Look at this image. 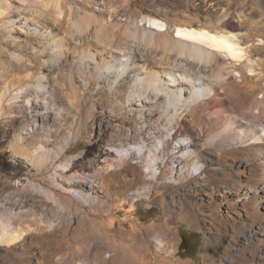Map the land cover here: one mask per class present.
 <instances>
[{"label": "rangeland", "instance_id": "374dc122", "mask_svg": "<svg viewBox=\"0 0 264 264\" xmlns=\"http://www.w3.org/2000/svg\"><path fill=\"white\" fill-rule=\"evenodd\" d=\"M149 17L166 22L168 33L174 38L182 37L177 34L178 26L189 27L188 23L194 22L190 27L197 28V23L212 21V26L202 27L215 31L222 26L227 31L237 32L240 44L245 48L243 59L229 58L228 62L236 63L237 69L241 68L238 65L241 62L264 63V0H0V71L16 69L21 76L23 73L19 69L25 64L39 68L42 62H63V73L55 64L47 63L50 75L62 77V81L48 78L55 106L61 108L66 117H71L63 124L70 130L75 125L77 112L83 119L78 133H72L65 144L60 141L51 144L57 152L53 160L35 166L31 163V155L25 152L31 143L26 139L28 134L22 123H13L17 130L11 134L7 131L9 118L0 117V206L15 207L10 205L12 191L27 187L29 181L45 185L56 199V206L48 217L54 226L45 225V213L37 215L42 221L22 222L20 241L11 246L0 245V264H117L121 256L123 264H264V233L254 234L251 224L240 223L233 213L227 212L225 205L219 204L220 197L217 202H212L207 193L210 187L224 189L229 186L224 170L219 174L209 171L220 164L215 156L206 160L204 171L187 175L180 169L181 164L174 160L185 151L172 156L162 144L158 150L160 167L154 169V176L144 172L143 161L128 157L130 165L120 169L121 175L112 183L120 192L111 197L100 188L103 175L110 169L119 168L113 146L136 143L143 135L155 133L161 127L162 113L156 111L152 116L148 108L140 112L135 105L125 109L114 107L104 80L95 79L91 64L86 66L80 59V49L73 45H69L65 57L58 58L50 40L34 33L33 29L21 28L23 34L14 32L20 39L8 35L10 19L26 20L29 28L40 26L43 33L55 38H87L89 49L96 51L100 58L104 50L116 45L147 48L143 38H134L131 33L136 26L147 27ZM230 19L237 24L235 27L228 26ZM77 22L83 23L81 32L76 30ZM158 48L154 47L158 55L153 56L152 61L165 62L160 56L161 46ZM240 71L239 90L246 99L264 91V78L259 72L252 74L249 68ZM68 76L72 89L76 90L73 97ZM25 82L20 77L17 87ZM20 114L26 121L32 111L30 107L24 108L15 115ZM51 116L56 118L55 110ZM49 124L53 126L52 120ZM135 125L142 128L134 140ZM197 128L198 121L192 110L166 138L173 135L172 142L182 137L189 140L195 131L199 132ZM207 136L204 132L195 138L200 160L208 150H216L207 143ZM196 161L193 154L188 165L192 167ZM225 167L229 168L228 165ZM137 170L144 174L125 187L123 178L134 177ZM55 171L61 175L53 180ZM93 175L95 182L91 178ZM56 180L60 185L55 184ZM73 180L89 181L82 191L91 194L90 200L96 196L105 202L94 205L79 200L68 189ZM73 210L81 220L72 217ZM57 211L65 213V220L69 219L61 228L64 219L56 218ZM87 227L98 234L101 250L98 253L93 250L89 237L88 242L81 237ZM157 227L166 234L162 246L152 236L144 240L145 232ZM136 239L143 240V248H137ZM181 239L183 242L179 245Z\"/></svg>", "mask_w": 264, "mask_h": 264}, {"label": "bare ground", "instance_id": "6f19581e", "mask_svg": "<svg viewBox=\"0 0 264 264\" xmlns=\"http://www.w3.org/2000/svg\"><path fill=\"white\" fill-rule=\"evenodd\" d=\"M147 22L148 26L145 28L140 27L141 25L136 26L131 36L143 38L149 49L127 44L116 45L112 49L104 50L100 58H97L96 51L93 52L89 49L90 41L87 38H55L50 34H45L47 33L45 31L43 33L40 26L29 28L26 20L17 22L13 18L10 19L8 35L15 39L20 36H15L13 33L23 34L24 31L21 28L33 29L34 33L50 40L52 50L58 58L65 57L69 45H73L80 49V59L86 62V66L91 64L95 79L104 80L106 90L111 92L109 97L114 100L112 101L114 107L125 109L135 105V109L140 112H144L145 108H148L152 111V116L156 111L162 113L159 123L161 127L155 133L151 131V135H143L136 143L113 146L112 150L117 155L119 168L110 169L99 182L100 188L106 190L109 196H116L120 192L118 187L112 183L116 176L121 175L120 169L130 165V158L143 161L144 172L154 176L156 174L154 169L160 167L158 165V150L162 144L166 145V149L168 148L167 154L170 153L172 156L176 152L185 151L180 157L174 156V160L181 164L180 169L182 172H187V175L205 169L206 160L215 156L220 160V164L212 167L209 171L219 174L220 170H224L229 186L224 189L210 187L207 193L212 202H217L220 197L219 204L225 205L228 213H233L235 219L240 223L251 224L254 234H263L264 91L246 99L239 90V82L241 80L240 70L245 68H249L252 74L259 72V75L264 78V63L241 62L238 64L241 68L237 69L236 63L228 62L229 58L243 59L245 48L240 44L237 32L227 31L222 26L217 27L215 31L202 27L212 26V21L206 24L197 23V28L190 27L194 22L188 23L189 27L178 26L177 34L182 36L180 38L171 37L168 33L167 23L156 17H149ZM227 24L231 27L237 25L232 19ZM75 27L78 32L84 28L81 22H77ZM84 45L88 47L85 48ZM160 46L162 50L160 56L165 59V62L157 63L152 61V57H155L157 47L160 49ZM180 55H184L188 59H183L184 56ZM47 63L49 62H42L39 68H35L34 64H25L19 69L23 73L21 76L16 69L15 71L9 69L0 71L2 76L0 79V117L9 118L7 122L10 124L7 131L11 134L17 130L12 124L22 123L23 129L26 131H24L25 134H28L26 139L30 140L31 145L26 148L21 147L31 155V163L35 166L53 160V156L57 152L51 148V144L59 141L61 144H65L72 133L73 135L78 133L83 121L82 115L77 112L75 125L73 128L70 127L72 130L68 129L69 126H63L71 117H66L62 109L55 106L53 91L48 85V78L60 81L62 77L58 74L50 75ZM50 63L55 64L62 72L63 62ZM20 77L24 78L26 82L17 87ZM28 79L32 81H28ZM67 80L73 97L76 90L72 89L69 76ZM55 91L57 92V89ZM29 107L32 114L26 117V121L22 119L21 114L15 115ZM53 110H55L56 118L51 116ZM192 110L195 111L199 132L195 131L189 140L187 137H182L183 140L172 142L173 135L166 138L168 132L181 124L184 115ZM50 120H52L53 126H56L55 128L49 124ZM38 122L41 124L37 125ZM140 128H142L141 125L134 126L133 136L131 135L134 140L140 134ZM204 132L208 135L207 143L215 147L216 150H208L200 160V152H198L195 138L200 137ZM20 138L19 136L18 140ZM193 154L198 161L191 167L188 165V161ZM128 157L130 158L128 159ZM225 165H228L229 168L226 169ZM143 174L137 170L134 177L127 178L125 176L126 178H123L125 187L126 184L133 183L136 177ZM59 175L61 174L55 171L52 174V179L55 180ZM93 177L94 175L91 177L94 181ZM88 182L73 180L68 187L69 192L86 203L95 205L99 201H104L96 196L90 200L91 194L82 191L88 186ZM55 184L60 185V182L56 180ZM16 196L18 197L16 198ZM11 203L10 205H15V207L0 206V245L11 246L20 241L19 231L24 222L31 224L36 220H43L41 216L37 217L38 213H45L46 217L44 218H47L45 225L54 226L53 221L48 217L56 206V199L45 185L29 181L27 187L15 188L11 193ZM64 215L65 213L57 211L56 218H60V221L65 220ZM72 217L81 220L74 210ZM64 220L61 222L60 228L64 224H68L69 219ZM255 223L258 224L255 225ZM82 229L84 228L82 227ZM86 229L89 232L84 231L80 235L84 240L89 237L93 250L98 253L100 250L98 234L92 229L88 230V227ZM165 235V232L158 228L145 232L144 240L147 241L148 237L152 236L158 241L159 246H162ZM135 241L137 248H143V240L136 239ZM121 257L123 259V256ZM122 259L117 264H123Z\"/></svg>", "mask_w": 264, "mask_h": 264}, {"label": "trees", "instance_id": "16d2710c", "mask_svg": "<svg viewBox=\"0 0 264 264\" xmlns=\"http://www.w3.org/2000/svg\"><path fill=\"white\" fill-rule=\"evenodd\" d=\"M182 242H183V239H181V242H180V244H179V245H181V244H182Z\"/></svg>", "mask_w": 264, "mask_h": 264}]
</instances>
